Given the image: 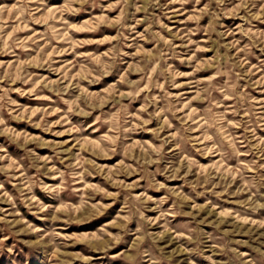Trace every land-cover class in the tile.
I'll return each instance as SVG.
<instances>
[{
  "label": "clouds",
  "instance_id": "obj_1",
  "mask_svg": "<svg viewBox=\"0 0 264 264\" xmlns=\"http://www.w3.org/2000/svg\"><path fill=\"white\" fill-rule=\"evenodd\" d=\"M0 264H264V0H0Z\"/></svg>",
  "mask_w": 264,
  "mask_h": 264
}]
</instances>
